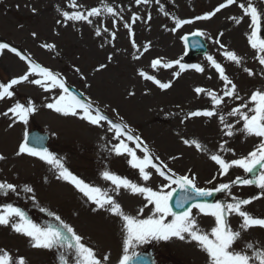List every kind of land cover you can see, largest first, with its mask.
Masks as SVG:
<instances>
[{
	"label": "rangeland",
	"instance_id": "374dc122",
	"mask_svg": "<svg viewBox=\"0 0 264 264\" xmlns=\"http://www.w3.org/2000/svg\"><path fill=\"white\" fill-rule=\"evenodd\" d=\"M225 2L159 0L157 3V0H149L146 4H137L136 0H75L76 7L73 8L72 0H0V43L16 48L32 63L52 71L67 87L72 86L82 92L87 101L111 119L126 124L132 135L138 136L147 146L153 162L166 165L165 171L170 169L177 176H194L198 188L214 190L222 183L230 184L229 190L217 192L215 203H232L233 197H260L252 199L250 204L243 206V210L256 218H264L262 190L255 185L232 184L238 176L246 179L253 177L237 167L223 174L219 165L210 159L211 155L218 154L230 162L247 156L260 143V138L241 132L243 121L230 115L234 108L248 103L254 91H264V65L253 59L257 58L258 53L248 42L252 32L251 18L245 16L238 6L241 3L247 6L249 0H237L236 4L221 9L210 19H196ZM251 3L261 13V25L264 27V0H251ZM105 4L112 7L117 15L105 12ZM93 7L100 8L101 13L90 17L91 23L65 21L62 16L64 11L86 14ZM133 16L138 17L135 22ZM233 17L240 22L237 23ZM176 20H190L192 23L177 27ZM125 24L130 27H125ZM97 29L101 33L99 36L96 35ZM197 31L204 33L202 38L209 45V53L192 59L182 49L180 38ZM113 33L115 39L112 38ZM133 40L135 48L132 46ZM246 43L249 44L247 49ZM46 45L54 47L49 49ZM146 45L148 51L145 52ZM221 45L224 47L221 48ZM225 51L234 52L240 57V64L227 60ZM137 56L139 59L134 58ZM208 56L224 68L225 74L236 85V96L241 99L224 95L225 83L207 59ZM155 59L173 63V66L153 69L151 65ZM175 61L189 67L181 71L180 64ZM192 65H199L204 71H193ZM245 68L251 70L253 75L249 76ZM28 71L26 60H21L7 49L0 52V83L7 84ZM140 71L162 83H171V87L160 89L141 77ZM33 79L41 77L29 74V81ZM29 81L13 86L11 91L14 95L0 101V155L5 157L0 160V182L11 183L17 189L6 194L0 192V209L11 204L40 227H58L60 222L54 216H59L82 237V243L94 250L97 258L108 256L104 264H118L123 254V221L113 215L108 206L98 208L73 184L58 179L59 172L54 166L26 154L17 156L25 133L36 128L48 133V151L68 171L86 184L100 188L121 206L124 213L133 217L147 218L152 214L153 206L139 194L133 195L124 188L116 189L111 181L103 178V172L108 171L154 191H160L168 182L153 168L146 169L151 173V178L143 180L139 170L129 163L131 157L126 153H115L114 145L120 141L114 138V132L108 129L107 123L101 122V126H97L81 119L80 115L56 113L46 105L63 95L62 90L53 86L45 90ZM196 88L206 91L197 95ZM208 92L222 97V103L215 106ZM15 103L35 107L36 111L30 114L26 125L10 112L7 116L3 114ZM206 110L215 114L212 117L189 115L193 111ZM242 111L247 112L248 109ZM221 116L224 117L223 124ZM226 125L233 126V135L225 134L228 131ZM121 140L139 158H143L144 153L135 142L123 137ZM184 140H195L206 151L185 144ZM25 186L34 191H23ZM163 190L167 192L171 189ZM141 208L144 210L142 215L139 211ZM48 212L54 216H49ZM192 215L200 216L194 211ZM233 215L231 218L229 214L227 224L233 231L240 232L234 249H245L249 243L255 249H264V229L251 227L242 230L241 218ZM202 217L205 218H195L197 225L202 232L209 233L215 226L214 218ZM171 219L168 217L167 221ZM61 231L64 229L61 228ZM185 241L186 245H191L190 248L179 246L182 241L172 238L169 241H151L138 246L136 251L151 250L156 256V264H196L191 259L199 264H208L206 254L196 242H189L190 238ZM0 250L7 251L13 260L23 257L26 264H60L61 255L69 260V264H75L70 250L34 248L30 238L16 233L11 224L0 225Z\"/></svg>",
	"mask_w": 264,
	"mask_h": 264
},
{
	"label": "snow or ice",
	"instance_id": "6c2138e0",
	"mask_svg": "<svg viewBox=\"0 0 264 264\" xmlns=\"http://www.w3.org/2000/svg\"><path fill=\"white\" fill-rule=\"evenodd\" d=\"M149 0H136L137 4L148 3ZM159 3V0H157ZM237 0H226L225 3H221L214 11L209 12L205 16L196 17L197 20L210 19L221 9L236 4ZM73 8L76 7L75 0H72ZM245 16L251 18L252 32L248 36V42L252 49L256 50L258 55L257 59L261 65H264V27L261 25V13L258 9L251 3L247 6L241 3L238 5ZM103 10L108 14L115 16L117 13L112 7L104 5ZM35 11V9H33ZM163 11V9H161ZM101 13L100 8L93 7L91 10L84 12L73 11L71 14L67 11L62 12V16L65 21H84L91 23L90 17L99 16ZM138 17L133 16L132 20ZM150 19V17H149ZM237 23L240 22L236 19ZM60 21H58L59 23ZM192 23L190 20H176L177 27ZM125 27H130L125 24ZM107 31V29H105ZM100 30H96V35L99 36ZM130 35H132L130 31ZM195 36H202L204 33L197 31L193 33ZM222 35V33H221ZM35 36V33H33ZM112 38L115 39V33L112 34ZM185 41L188 40L187 36H184ZM219 43V40L216 41ZM132 46L135 48L136 44L133 40ZM49 49L53 48L54 45H46ZM224 45H221L223 48ZM7 49L9 52L15 53L21 60H26L28 62V73L20 76L19 78L12 79L9 83H0V100L5 98H11L14 93L11 91L13 86L22 83L24 81H29V74L39 75L41 79H33L29 82L39 85L45 90L49 89V86L58 87L64 93L60 95L54 103H48L47 108L52 109L56 113H60L64 116H77L86 120L89 124L101 126V122H106L108 129L114 132V138L120 141L118 144L114 145V151L117 155L127 154L131 157L129 163L135 169L139 170L140 176L143 180L147 181L151 178V173L146 171L148 168L155 169L159 176L163 177L164 180L169 183L163 185L160 191H154L150 187L140 186L129 181L126 178H121L108 171L103 172V178L105 180L111 181L116 189L124 188L129 190L131 194H139L144 197L148 204H151L153 208L151 209V215L145 219H140L133 217L123 212L121 206L115 202L107 193L103 192L100 188L90 186L86 184L81 179L74 176L63 163L54 156L47 148L39 147L42 142V137H33L32 143L34 146H29L28 134L25 133L24 142L19 145V150L16 153L17 156L26 154L31 157H36L41 161H44L48 165L54 166L58 172V179H63L71 184H73L84 196H86L93 204L97 205L98 208L103 209L108 206V210L118 218L123 221V231L124 239L122 245V256L118 261V264H136V261L140 258V253L136 251V248L141 245L148 244L151 241H169L172 238H177L181 241L190 238L189 242H196L201 251H203L207 258L208 264H264V249H255L254 245L251 243L246 245L245 249L236 250L233 248L235 242L240 238V232L233 231L227 224L226 217L228 214H235L241 218L242 223L240 225L242 230H247L251 227L264 228V218H256L250 213L243 210V206H246L252 202V199H258L260 197H254L250 199H237L233 197L232 203L222 204V203H198L197 198L200 197H210L213 192H223L230 189V184H220L219 187L214 190H208L203 188H198L195 183V177L183 175L177 176L170 169L165 171L166 165H157L153 162L152 154L149 152L146 145L138 137L132 135V131L126 124L113 123L108 119L107 116L102 114L99 109L92 106L91 103H84L76 95L69 91V88L65 85V82L57 77L52 71L41 67L38 64H34L31 60L16 48L9 46L6 43H0V52ZM144 51H148V46H144ZM224 56L227 60L240 64L241 58L238 57L234 52L225 51ZM139 59V57H134ZM111 59V57H109ZM207 59L212 64V66L219 73V77L225 83L224 95L228 97H234L236 99H241L236 96V85L228 78L225 74L224 68L217 63L211 56ZM174 63L180 64L179 61ZM152 68L155 69L158 66L163 68H170L173 63H163L160 59H155L152 61ZM104 67V65H101ZM187 65L180 64V69L183 71ZM197 72H203L204 69L199 65H192ZM245 72L249 76L253 73L251 70L245 68ZM139 75L145 80L151 81L153 84L157 85L160 89L166 90L171 87V83H162L160 80L156 79L152 75L146 74L144 71H140ZM178 76L179 73H174ZM230 85V87H229ZM203 88H196L195 92L197 95L205 92ZM207 95L211 98L215 106H219L222 103V97L217 96L213 92H208ZM249 104L251 107H249ZM242 109H248V111H242ZM36 111L34 106L25 107L24 104L15 103L13 107H10L7 112L3 113L5 116L8 113H12L13 117L17 118L23 124L28 123V118L30 114ZM82 113V115H81ZM214 111H193L189 115L192 117H212ZM230 115L239 117V120L243 121V127L240 129L241 132L248 136H255L260 138L259 145L247 156L234 159L230 162L225 161L218 154H213L210 159L219 165L220 170L223 174H227L229 169L232 167H237L243 169L245 173H253L254 170L259 167L260 172L258 176H254L252 179H246L242 177H237L236 180L232 181V184H242V185H255L262 190L264 194V91H254L249 102L243 104L239 107L234 108ZM220 121L224 123V117H220ZM239 122V121H238ZM228 131L225 133L228 136L233 135L232 125H226ZM121 137H126L128 141H133L144 153L143 158H139L133 149L129 148L126 143L121 140ZM185 144L195 145L198 150L206 151L203 149L197 141L184 140ZM221 151L224 150L223 145L220 146ZM234 154V152H233ZM5 157L0 155V160H4ZM211 183V181H209ZM178 185L181 192L185 193L180 199L176 201L177 208H184L185 204H188L191 199L192 203L189 208L185 209L180 213L173 211L170 201L173 197L172 185ZM163 188H169L171 190L165 192ZM16 186L11 183L0 182V192H16ZM23 191L27 193H32L34 190L31 187L25 186ZM147 207V205H145ZM192 208L198 209V211L204 215L211 216L214 218L215 226L212 227L210 234L202 232L198 225L196 219L192 215ZM44 211V209H41ZM140 214H143V208L140 210ZM49 216H54L52 212H48ZM168 217H172L171 221H167ZM18 218V221H17ZM56 221H59V226L48 225L46 227H40L33 223L23 211L19 208L13 207L11 204L6 205L3 209H0V225L8 226L11 224L12 229L16 233H20L28 238H30L31 246L38 249H67L75 257V264H104L109 258L104 256L102 259L97 258L94 250L84 243H82V237L77 235L72 227L61 221L59 216H54ZM61 228L64 231H61ZM251 250V254H249ZM0 264H26L23 257L18 260H13L11 255L4 250H0ZM60 264H69V260L65 258L64 255L60 256Z\"/></svg>",
	"mask_w": 264,
	"mask_h": 264
},
{
	"label": "water",
	"instance_id": "95a60500",
	"mask_svg": "<svg viewBox=\"0 0 264 264\" xmlns=\"http://www.w3.org/2000/svg\"><path fill=\"white\" fill-rule=\"evenodd\" d=\"M148 263V262H147Z\"/></svg>",
	"mask_w": 264,
	"mask_h": 264
}]
</instances>
